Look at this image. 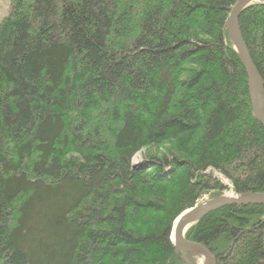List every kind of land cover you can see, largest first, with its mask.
I'll return each instance as SVG.
<instances>
[{
	"label": "trees",
	"instance_id": "16d2710c",
	"mask_svg": "<svg viewBox=\"0 0 264 264\" xmlns=\"http://www.w3.org/2000/svg\"><path fill=\"white\" fill-rule=\"evenodd\" d=\"M237 1L9 0L0 264H192L171 240L183 213L264 194V128L226 30ZM239 25L264 88V4ZM186 239L217 264H264V206Z\"/></svg>",
	"mask_w": 264,
	"mask_h": 264
},
{
	"label": "water",
	"instance_id": "95a60500",
	"mask_svg": "<svg viewBox=\"0 0 264 264\" xmlns=\"http://www.w3.org/2000/svg\"><path fill=\"white\" fill-rule=\"evenodd\" d=\"M258 3H260L259 0H238L226 21V30L248 75L250 102L254 115L264 128L263 81L251 59L239 25L241 14ZM231 206H264V194L237 195L234 193L233 196H222L211 200L202 206H197L186 211L184 215L177 220V224H174L172 229V243L175 247L176 253L178 255L181 253L186 255L193 254L195 256L202 255L209 264H217L215 257L205 246L188 241L186 239V234L193 226L209 214Z\"/></svg>",
	"mask_w": 264,
	"mask_h": 264
},
{
	"label": "rangeland",
	"instance_id": "374dc122",
	"mask_svg": "<svg viewBox=\"0 0 264 264\" xmlns=\"http://www.w3.org/2000/svg\"><path fill=\"white\" fill-rule=\"evenodd\" d=\"M9 12H10V3H9V0H0V21L4 17H6L9 14ZM140 159H141V157H140V155H138L136 158H134V163H138L139 164L140 163ZM216 177L219 178L220 180L224 181V183L227 182V184H225L226 186H228V187L231 186L230 182L228 180H226L224 177H222L221 175L218 174V175H216ZM229 191H230V189H228V191H226V192H229ZM232 191H233V189H232ZM210 200H212V199H210L209 196H207L204 199H202L197 206L198 207L199 206H202V205L210 202ZM171 240H172V238H171ZM187 257L190 259V261H191L192 264H198V262L200 260L199 259V256H195L193 254H188Z\"/></svg>",
	"mask_w": 264,
	"mask_h": 264
},
{
	"label": "bare ground",
	"instance_id": "6f19581e",
	"mask_svg": "<svg viewBox=\"0 0 264 264\" xmlns=\"http://www.w3.org/2000/svg\"><path fill=\"white\" fill-rule=\"evenodd\" d=\"M259 1H260V3H258V4H261V3L264 4L263 0H259ZM220 181H222V180H220ZM222 182L224 183V181H222ZM224 184H227V182H225ZM233 195H234L233 191H230L227 194H225L226 197H230V196H233ZM183 215H184V213L180 217H182ZM180 217L178 218V220L180 219ZM175 224H177V221L175 222ZM199 259L200 260H199L198 264H209L208 261L202 255L199 256Z\"/></svg>",
	"mask_w": 264,
	"mask_h": 264
}]
</instances>
